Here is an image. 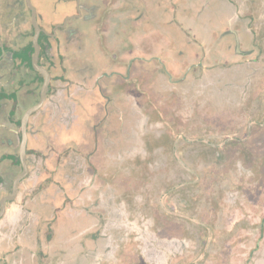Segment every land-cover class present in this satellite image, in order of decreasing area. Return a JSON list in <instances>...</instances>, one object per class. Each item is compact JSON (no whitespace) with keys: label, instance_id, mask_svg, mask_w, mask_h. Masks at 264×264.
Wrapping results in <instances>:
<instances>
[{"label":"crops","instance_id":"1","mask_svg":"<svg viewBox=\"0 0 264 264\" xmlns=\"http://www.w3.org/2000/svg\"><path fill=\"white\" fill-rule=\"evenodd\" d=\"M127 2L129 7H137L129 10L128 20L122 25L123 34L115 27L109 31L105 28L104 33L98 31L97 35L92 25L80 29L77 35L66 36L64 44L67 48L62 52L69 55L65 60L66 70L52 72L51 88L60 86L61 89H57V95H50L46 102L49 111L44 120L55 128L56 133L69 134L70 148H66L60 174L52 183L42 185L44 174L39 169L44 154L42 150H34L41 129L40 121H37L40 114L30 116L26 157L28 164L33 165L34 175L38 176L37 185L29 186L26 193L19 187V199L6 204L5 220L12 225L0 224V257H3L0 264H109L104 253L109 244L105 243L102 251L95 252V258L90 259L91 250L82 248L80 242L81 233L96 225V214L100 212L109 220L110 212L116 206L114 199L120 198V190H116L114 184L116 180L102 189L95 171L85 163L97 165L95 156L92 157L87 149L88 129H96L94 136L98 139V148L100 138L104 143L100 155L103 161L97 168L114 177V172H122L117 169L118 158L136 151L135 145L139 141L137 112L148 99L147 94L153 95L156 88L175 86L174 75L182 74L186 79L190 72L206 71L216 63L226 69L239 55L236 53L245 51L239 49L246 39H241L239 34L234 16L239 13L240 6L234 0ZM10 20L11 14L4 17L0 12L1 37L11 38ZM22 24L28 28L25 20ZM109 35V40L105 41ZM120 49L122 63L113 59ZM103 71L111 73L103 77ZM13 75L7 84L11 92L12 84L20 77L13 78ZM167 75L170 80L162 81ZM66 81L68 87L64 89ZM96 81L105 89L102 96L94 84ZM38 88L39 82L31 83L29 103L36 99ZM80 96L84 101L83 111L75 102ZM93 101L95 104L90 106ZM104 102L111 110L106 126L109 132L103 130L104 122L100 119ZM0 113V124L7 130L0 136V172L4 173V176L0 175L1 189V181L10 180L21 169L18 159V119L21 114L17 109L11 114L5 106L0 108ZM94 152L98 155L96 150ZM55 196L60 201L52 203L49 198ZM122 206L123 202L117 205ZM120 221L119 225H122L123 221ZM108 228L96 231L98 241L112 239V234L105 235Z\"/></svg>","mask_w":264,"mask_h":264},{"label":"flooded vegetation","instance_id":"2","mask_svg":"<svg viewBox=\"0 0 264 264\" xmlns=\"http://www.w3.org/2000/svg\"><path fill=\"white\" fill-rule=\"evenodd\" d=\"M126 2L127 0H49L45 8L48 13L40 17V21L37 22L40 27L38 41L43 36V40L38 43L40 45L38 62L48 69L51 81L53 70H66L65 60L69 55L62 53L67 48L64 44L66 36L77 35L80 29L92 25L97 35L98 31L104 33L105 28L109 31L115 27L120 29L119 34H123L122 25L128 20L129 10L137 7L132 5L129 7ZM234 2L238 7L240 6L239 13L234 16L239 26V34L241 39L248 40L247 49L250 51L248 55L251 56H247L244 51L237 55L226 69L216 63L206 71L190 72L186 79L182 74L174 75L172 77L176 80L175 86L156 88L155 93L147 94L148 99L140 105L137 116L139 120L142 118L145 128L139 129L144 148L138 151V167L143 166L145 169V166L148 167L151 163L144 174L148 175L151 172L153 189L179 188L183 185L191 188L192 182L189 179L179 181V176L184 174L176 169L178 166L187 170L190 176L197 174L198 178L194 177L199 182V187L206 189L219 187L218 182L225 173L227 160L222 127L236 122L245 103L257 98L253 96L254 91L259 90L258 83L264 78V0H234ZM3 8L11 12L9 26L12 35L9 40L0 35V44L4 49L2 56H10L13 59V78L16 75L20 77L12 84V92L7 90L8 85L0 90V108L5 106L11 114L15 109L20 111L21 115L18 119L20 133V118L29 106L37 102L42 75L31 64L33 49L30 40L31 47L28 46L30 11L27 9L26 0H0V11ZM56 11L58 15L54 16ZM23 20L28 26L27 29L25 24H22ZM110 36H106L104 40L108 41ZM121 49L113 58L119 63L123 62ZM110 73L111 71H103L102 75L107 77ZM119 74L115 71L116 76L120 77ZM166 79H169L168 75L161 80ZM32 82H39V88L36 99L29 103ZM94 84L102 95L105 89L97 81ZM100 110V119L105 126L103 130L109 132L106 126L110 119V106L104 102ZM170 115H172L171 121L168 120ZM170 123L175 125L174 128L170 127ZM215 126L221 128L218 135L215 133ZM263 127L264 125L260 129L264 130ZM95 130L94 127L88 129L90 135L86 143L90 154L97 149ZM83 133L86 134L85 131ZM84 135L82 136L86 138L87 135ZM78 137L82 139L81 135ZM252 144L255 148L256 139ZM253 146L249 148V157L253 152L256 153ZM194 164L196 169L199 167L206 169L201 168L200 171H196L193 168ZM145 175L142 176L144 185L149 178ZM205 194L208 195V192ZM211 204L210 200L209 205Z\"/></svg>","mask_w":264,"mask_h":264},{"label":"rangeland","instance_id":"3","mask_svg":"<svg viewBox=\"0 0 264 264\" xmlns=\"http://www.w3.org/2000/svg\"><path fill=\"white\" fill-rule=\"evenodd\" d=\"M30 3L36 8V19L40 21V17L48 13L45 8L49 0H30ZM29 18L27 37L31 47L33 23L30 15ZM42 40L43 36L39 38L40 42ZM248 45L246 39L239 49L247 51ZM233 49L236 53V47ZM246 53L250 54V51ZM258 85L259 90L253 95L257 98L245 103L236 122L222 127L227 160L218 188L199 187L195 180L197 174L190 176L187 170L178 166L176 169L184 174L179 176V181L189 179L191 188L183 185L153 189L151 172L144 174L151 163L145 169L138 167V151L144 148L140 135L136 151L118 158L117 169L122 172H114L116 175L113 177L110 172L97 168L103 161L100 156L103 140L100 138L99 148L96 142L98 155L94 152L92 157L95 156L97 165L85 163L95 171L102 189L116 180L114 184L116 190H120V198L114 199L116 206L112 208L109 220L98 212L96 225L81 233L82 248L91 250L90 259H94L95 252L100 253L106 243L109 245L104 253L109 264H264V130L260 129L264 125V78ZM171 119L172 115L168 116V120ZM174 126L170 123L171 128ZM142 127L144 129L145 124L141 118L138 120V133ZM214 128L215 133L220 134L221 128ZM255 139L254 148L252 142ZM252 146L256 153L249 157L248 151ZM193 168L196 169L195 164ZM142 174L149 177L145 185L142 184ZM121 202L122 208L117 207ZM120 220L122 225H119ZM104 227H109L105 235L112 234L110 241H98L99 236L95 235Z\"/></svg>","mask_w":264,"mask_h":264},{"label":"water","instance_id":"4","mask_svg":"<svg viewBox=\"0 0 264 264\" xmlns=\"http://www.w3.org/2000/svg\"><path fill=\"white\" fill-rule=\"evenodd\" d=\"M26 5L30 10L31 22L33 23V34H32V53H31V64L32 67L37 70L42 75V83L39 89V96L36 103L29 106L22 114L20 118V141L18 146V158L20 162V171L11 180L3 179L1 181L2 188L0 192H3V195H0V224L4 223L7 224L6 217V204L8 202L14 201L16 198L19 199L20 189L23 188L24 191H29V186L35 187L37 185L38 176L34 175L33 172V165L30 166L27 162L26 157V144H27V137H28V121L30 116L35 114H40L39 118L37 116V121L41 126V129L38 131V135L36 137L37 147L34 149L35 151L42 150L44 154L43 160L41 161V174L43 172L44 179L42 181V185H46L52 183L55 180V177L58 176L62 169V161H63V154L66 148H70L71 139L66 134L56 133L55 128H52L46 124L44 117L48 115V105L46 102L50 98V95H57V89H61L60 86L58 88H50L52 85L51 75L42 63L38 62L39 57V49L40 45L38 44V36L40 32V27L37 22V13L35 7L30 3V0H26ZM1 15L4 17H8L11 12L7 8H3L1 11ZM58 15L57 11L54 12V16ZM1 33V32H0ZM3 34V32H2ZM1 34V35H2ZM9 35H11L9 33ZM6 39H10L4 37ZM1 54H0V90L4 89L7 84L10 82V76L14 73V61L10 56H2L4 49L2 44H0ZM67 82V81H66ZM68 87V82L63 86ZM100 96H102L99 93ZM81 96L75 99L77 105L80 109L84 110V101L80 100ZM96 97H94L95 99ZM95 101V100H94ZM93 101V102H94ZM97 101V100H96ZM89 103V102H88ZM94 103L90 102L89 105L92 106ZM1 114V113H0ZM6 129L4 125L0 124V136L5 133ZM70 140V141H69ZM65 147V148H64ZM41 148V149H39ZM4 158H7V153L3 154ZM0 175L4 176V173L0 172ZM20 187V189H19ZM19 190V191H18ZM66 198V196H63ZM52 203H56L60 201L58 197H50L49 198ZM1 259L3 257H0Z\"/></svg>","mask_w":264,"mask_h":264}]
</instances>
